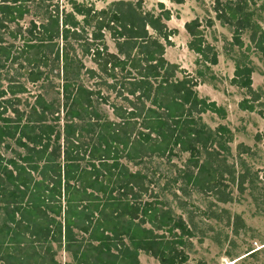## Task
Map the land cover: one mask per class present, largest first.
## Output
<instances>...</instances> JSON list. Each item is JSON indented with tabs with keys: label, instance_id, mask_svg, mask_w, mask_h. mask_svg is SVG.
<instances>
[{
	"label": "trees",
	"instance_id": "1",
	"mask_svg": "<svg viewBox=\"0 0 264 264\" xmlns=\"http://www.w3.org/2000/svg\"><path fill=\"white\" fill-rule=\"evenodd\" d=\"M48 1L0 0V32L21 40L15 50L0 33V59L21 60L29 84L45 79L43 70L50 64L60 63L62 77L61 101H46L37 94L25 105L19 96L27 93L26 87L12 80L0 89V144L11 140L21 150L10 158L0 155V264H58L51 242L69 253L72 264H139V252L159 264H183L185 256L177 247L184 246L189 230L157 201H142L145 176L129 172L119 160L138 164L178 149L196 169L194 175L184 176L186 183L203 187L212 174L206 163L198 162L196 145L211 146L214 136L228 131L217 127L207 135L193 115L211 112L222 117L223 110L198 98L196 80L163 58L174 31L164 23L170 14L162 3H157L154 15L142 9L143 0H117L100 10L70 1L71 11L59 16ZM31 5L44 12V21H29L22 29L18 23ZM213 12L231 29L233 45L241 48L240 36L248 31L249 42L264 60V31L252 21L245 0L215 2ZM74 15L81 17L83 26L93 23L88 37L83 28L75 29L79 23ZM183 29L189 37L187 49L198 57L196 64L215 65L216 54L205 43L198 21L185 22ZM104 31L114 42L115 54L104 44ZM68 39L80 42L82 56L109 78L110 83L102 84L126 104L108 105L114 120L97 111L93 98L104 102L99 90L80 83V71L89 79L98 75L68 53L70 47L63 43ZM195 74L203 76L200 70ZM250 74L249 68L236 65L230 83L257 101ZM23 104L26 108L20 109ZM238 107L253 110L248 100Z\"/></svg>",
	"mask_w": 264,
	"mask_h": 264
},
{
	"label": "rangeland",
	"instance_id": "2",
	"mask_svg": "<svg viewBox=\"0 0 264 264\" xmlns=\"http://www.w3.org/2000/svg\"><path fill=\"white\" fill-rule=\"evenodd\" d=\"M70 1L100 10L117 0H51L47 3H50V10L57 9L61 16L62 11H71ZM224 1L227 0H183L182 4H173L167 0H143L142 3V9L154 15L159 11L157 3H162L164 9L169 11V19L164 23L174 33L169 38L170 46H164V59L170 63L177 62L187 75L202 71L203 76L196 79L197 86H200L196 90L197 94L202 96L212 91L214 102L225 110L223 119L211 113L193 115L196 125L202 127L207 135L214 134V130L223 125L232 135L229 143L224 141L225 134L214 136V142L206 149L196 145L199 149L198 162L206 163L207 173L212 174L203 187L186 183L184 176L194 175L196 169L187 163L188 154L178 149H174L170 156L146 157L137 166L129 164L124 158L122 160L129 170L139 171L145 176L147 190L141 200L157 201L158 207L169 211L174 219L179 218L189 230L190 237H183L184 246L177 247L185 256L183 264H264V139H254L255 135L264 133V121L259 114L264 113V60L249 42L248 31L241 34L243 46L237 48L231 42V29L215 19L213 6L215 2ZM245 1L252 21L264 31V0ZM44 15L40 8L31 5L29 14L18 25L24 29L29 21L38 24L44 21ZM74 18L79 23L75 29L80 32L83 28V33L88 37L93 23L83 26L80 16L74 15ZM192 19L198 21L205 43L213 48L216 65L196 64L198 57L187 49L189 37L182 26ZM208 21H211L210 25H207ZM9 27L13 29L14 25ZM0 33L5 43H12L15 50L21 47V40L13 41L3 32ZM103 35L107 50L115 51L114 42L108 33L104 31ZM57 42L60 47L62 42L60 39ZM63 43L69 45L68 53L77 56L85 69L97 73V77L89 79L80 71L79 81L87 88L99 90L104 102L94 97L95 107L114 120L108 105L127 106L115 96L113 90L102 84L101 81L110 83L109 78L98 72L88 57L82 56L79 41L68 39L67 43ZM21 63V60L5 63L0 59V89H4L8 80H12L26 87L27 93L19 96L25 105L30 104L37 94L46 101H61L60 63L58 66L50 64L43 70L45 79L35 84L26 81L27 69ZM194 64L198 65L197 68ZM236 65L251 70V87L260 97L252 113L240 112L237 107L242 100L250 101L251 95L230 83ZM116 78H120V74ZM24 104L20 109L26 108ZM19 151L11 140L0 144V155L3 158L14 157V153ZM2 217L0 212V223ZM44 247L45 244L38 247L40 253ZM50 251L58 263H70L68 253L57 244L51 243ZM138 261L139 264H159L142 252L138 253Z\"/></svg>",
	"mask_w": 264,
	"mask_h": 264
},
{
	"label": "crops",
	"instance_id": "3",
	"mask_svg": "<svg viewBox=\"0 0 264 264\" xmlns=\"http://www.w3.org/2000/svg\"><path fill=\"white\" fill-rule=\"evenodd\" d=\"M182 28H183V26H182ZM184 30V29H183ZM185 32V31H184ZM164 51H166L165 49H164ZM108 52H110V53H113V54H115V51H108ZM194 56H196L195 54H194ZM163 58H164V56H163ZM166 60V59H165ZM167 61V60H166ZM168 62V61H167ZM168 63H170V62H168ZM217 63V62H216ZM170 64H174V65H176L177 67H178V69L179 70H181V71H183L181 74H183V75H187L185 72H184V70L182 69L183 67H181L177 62L176 63H170ZM216 65V64H215ZM194 66L197 68V66L198 65H196V64H194ZM181 74H177V77L178 78H180L181 77ZM188 76H190V77H192L193 78V76H194V78L193 79H197V76H196V74L194 73L193 75L191 74V75H188ZM195 76H196V78H195ZM199 78V77H198ZM201 78V77H200ZM251 80V79H250ZM198 85V83H196V86L194 87V91H195V93H196V95H197V97L198 98H201V99H205L207 102H213L214 104H215V106L216 107H218V108H220V109H222L223 110V116L222 117H219V118H224L225 117V110H224V108H223V106H219L218 105V103H215L214 102V99H212L213 97H211V96H215L214 95V93L212 92V91H207V92H205L204 93V95H202V96H199L198 94H197V91L196 90H199V87L200 86H197ZM198 87V88H197ZM236 87V86H235ZM90 89V88H89ZM251 89H252V87H251ZM252 91H253V89H252ZM206 98H209V100L208 99H206ZM259 99H260V97H259ZM259 99L257 100V101H248V104H251V105H253V110H252V112L254 111V108H255V103H257L258 101H259ZM237 107H238V105H237ZM238 109L240 110V112L242 111V112H248V111H246V110H242V109H240L239 107H238ZM252 112H248V113H252ZM205 113H211V112H205ZM205 113H202V114H199V115H203V114H205ZM211 114H213V113H211ZM214 115H216V114H214ZM260 117H261V119L264 121V118H262V116L260 115ZM109 120H111L110 118H108ZM219 127H224L223 125H221V126H219ZM225 128V127H224ZM227 130V129H226ZM231 133H227V135H226V139H224V141H225V143H229V142H231ZM254 139L255 140H257V141H259L260 139H264V133L262 134V135H255L254 136ZM198 146V145H197ZM207 147H209V144L208 143H206V147H204L205 149L207 148ZM197 148V147H196ZM198 149V148H197ZM199 150V149H198ZM125 159V158H124ZM123 158L121 159V160H119V162L122 164V165H124L127 169H128V167L123 163ZM125 161L126 162H128L129 164H131V165H134V166H137V165H141V163H138V164H134L133 162H130V161H127L126 159H125ZM143 161V160H142ZM128 171L129 172H131V173H133V172H139V171H131V170H129L128 169ZM139 173H141V172H139ZM142 174V173H141ZM145 186H146V183H145ZM73 232L76 234V236H80L81 234H78V233H76V231L75 230H73ZM51 243H53V242H51ZM59 247H61L62 249H63V247L62 246H59ZM63 251H65L64 249H63ZM66 252V251H65ZM66 253H68V252H66ZM68 255H69V253H68ZM70 256V255H69ZM71 259V258H70ZM137 259H138V257H137ZM54 261L56 262V263H58L55 259H54ZM58 264H60V263H58ZM65 264H72V262L70 261V263L68 262V263H65Z\"/></svg>",
	"mask_w": 264,
	"mask_h": 264
}]
</instances>
